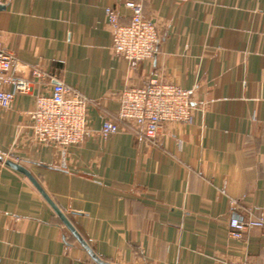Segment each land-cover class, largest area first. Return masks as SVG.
<instances>
[{"label":"crops","instance_id":"0c3cea01","mask_svg":"<svg viewBox=\"0 0 264 264\" xmlns=\"http://www.w3.org/2000/svg\"><path fill=\"white\" fill-rule=\"evenodd\" d=\"M125 1L0 0L9 73L30 84L0 110V264L264 261V230L238 240L228 224L264 215V0H134L159 34L135 67L113 53L104 12L128 23ZM157 75L190 90L193 118L165 123L152 143L117 112L123 89ZM56 80L87 99L89 134L67 150L28 128L35 96ZM107 118L119 130L102 139Z\"/></svg>","mask_w":264,"mask_h":264},{"label":"built area","instance_id":"2783aa9c","mask_svg":"<svg viewBox=\"0 0 264 264\" xmlns=\"http://www.w3.org/2000/svg\"><path fill=\"white\" fill-rule=\"evenodd\" d=\"M125 6L131 11L130 20L126 24L119 21L115 8L107 6L104 12L111 33L113 53L130 67H135L156 52L159 34L155 23L144 16L140 2L126 0ZM16 61L15 54L3 45L0 32V110L8 109L17 95L30 90L27 80L9 73ZM32 74L37 78L43 75L38 69H34ZM190 95V90L163 81L157 75L144 86L122 90L117 119L128 122L153 143L165 123L192 121ZM28 118L31 137L38 145L67 150L79 146L89 134L86 97L60 80L52 84L48 94L35 96ZM118 130V122L107 118L101 123L99 136L106 139ZM228 224L231 238L240 240L250 229L264 230V215L259 213L240 217L233 214ZM225 264H264V261L241 259L227 261Z\"/></svg>","mask_w":264,"mask_h":264},{"label":"water","instance_id":"95a60500","mask_svg":"<svg viewBox=\"0 0 264 264\" xmlns=\"http://www.w3.org/2000/svg\"><path fill=\"white\" fill-rule=\"evenodd\" d=\"M1 160V157H0ZM4 164L10 166L11 168L25 174L31 182L36 186V188L41 192V194L44 196V198L50 203V205L53 207L55 212L59 215L61 220L64 222V224L68 227V229L71 231V233L77 238V240L85 247L86 243L85 241L81 238L79 233L75 230V228L72 226L70 221L66 218V216L55 206V204L51 201V199L47 196V194L43 191V189L40 187V185L37 183V181L34 179V177L30 174V172L23 167L21 164H19L16 161H13L11 159H4L3 160Z\"/></svg>","mask_w":264,"mask_h":264}]
</instances>
